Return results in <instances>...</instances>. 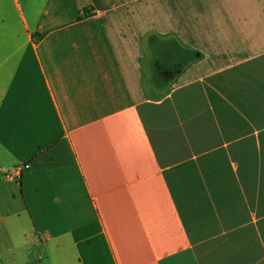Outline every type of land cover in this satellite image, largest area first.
<instances>
[{"label":"crops","instance_id":"0c3cea01","mask_svg":"<svg viewBox=\"0 0 264 264\" xmlns=\"http://www.w3.org/2000/svg\"><path fill=\"white\" fill-rule=\"evenodd\" d=\"M4 256L264 264V0H0Z\"/></svg>","mask_w":264,"mask_h":264},{"label":"rangeland","instance_id":"374dc122","mask_svg":"<svg viewBox=\"0 0 264 264\" xmlns=\"http://www.w3.org/2000/svg\"><path fill=\"white\" fill-rule=\"evenodd\" d=\"M169 37L148 36L144 41L143 58L141 59L143 84L150 96L165 92L172 83V78L163 79L159 67L163 64H180L178 71L183 68V61L175 62ZM175 75V74H174ZM15 185V183H13ZM15 256H4L0 264H11ZM37 257V255H36ZM42 264V263H41Z\"/></svg>","mask_w":264,"mask_h":264},{"label":"flooded vegetation","instance_id":"af4514ba","mask_svg":"<svg viewBox=\"0 0 264 264\" xmlns=\"http://www.w3.org/2000/svg\"><path fill=\"white\" fill-rule=\"evenodd\" d=\"M164 66H160L159 67V70H160V74H161V77L163 79H166L167 76H170V78H173L174 77V74H176L178 72V69L177 67L180 66V64H172V65H167L166 63L163 64Z\"/></svg>","mask_w":264,"mask_h":264},{"label":"trees","instance_id":"16d2710c","mask_svg":"<svg viewBox=\"0 0 264 264\" xmlns=\"http://www.w3.org/2000/svg\"><path fill=\"white\" fill-rule=\"evenodd\" d=\"M87 15V8H84L83 10H82V17H85ZM42 37V35H39L38 36V38H41Z\"/></svg>","mask_w":264,"mask_h":264}]
</instances>
